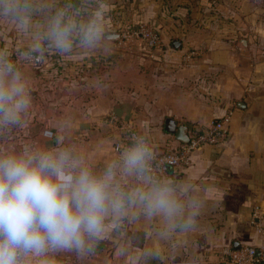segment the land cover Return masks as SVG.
I'll list each match as a JSON object with an SVG mask.
<instances>
[{
	"label": "crops",
	"instance_id": "crops-1",
	"mask_svg": "<svg viewBox=\"0 0 264 264\" xmlns=\"http://www.w3.org/2000/svg\"><path fill=\"white\" fill-rule=\"evenodd\" d=\"M34 3L30 31L0 18V50L13 60L57 9L81 23L99 16L115 34L148 23L162 48L120 51L113 40L108 53L77 48L40 68L17 65L29 81L32 108L21 126L0 129V150L70 143L100 169L127 141L129 126L161 148L180 143L165 130L168 117L189 133L228 117L231 132L226 143L204 146L191 166L167 175L191 183V195L202 199L195 231L161 236L158 221L125 220L118 231L109 229L95 255L57 253L60 264H230L221 258L227 248L264 250V0ZM64 120L71 122L68 131L60 127ZM118 244L128 248L126 257ZM253 264H264V257Z\"/></svg>",
	"mask_w": 264,
	"mask_h": 264
},
{
	"label": "clouds",
	"instance_id": "clouds-1",
	"mask_svg": "<svg viewBox=\"0 0 264 264\" xmlns=\"http://www.w3.org/2000/svg\"><path fill=\"white\" fill-rule=\"evenodd\" d=\"M35 11L34 0H0V18L22 32L31 30ZM114 39L99 16L81 23L57 9L18 55L41 62L47 51L68 57L77 48L108 53ZM31 108L26 75L0 50V129L21 126ZM60 127L68 131L71 122ZM158 156L148 134L139 131L100 169L70 143L0 150V264H60L57 253L93 256L109 229L118 231L125 220L158 221L161 236L195 231L203 201L191 195V183L158 173ZM116 250L121 257L129 254L125 245Z\"/></svg>",
	"mask_w": 264,
	"mask_h": 264
},
{
	"label": "built area",
	"instance_id": "built-area-1",
	"mask_svg": "<svg viewBox=\"0 0 264 264\" xmlns=\"http://www.w3.org/2000/svg\"><path fill=\"white\" fill-rule=\"evenodd\" d=\"M119 35L114 39L117 50L125 51L135 46H142L149 50H156L162 48V38L154 27L148 23H142L136 28L122 27L117 32ZM18 50L14 53V60L17 65L31 64L38 68L46 65L49 59L56 56L54 52H46L43 60L37 57V61L28 62L19 57ZM113 120L118 118L113 116ZM138 131L132 126H129L128 136ZM231 136L228 126V117L219 118L212 121L203 130H193L189 133V141L187 143L180 142L178 145L169 147H157L154 145L156 151L159 153L154 168L163 175H169L176 172L180 168L189 167L193 163V155L196 151L207 145H220L226 143ZM121 143L115 145L117 150ZM153 144V143H152ZM256 214V213H255ZM258 249H260V256H258ZM264 257L263 248H257L253 245H241L238 248H227L223 251L221 258L230 264H253Z\"/></svg>",
	"mask_w": 264,
	"mask_h": 264
},
{
	"label": "water",
	"instance_id": "water-1",
	"mask_svg": "<svg viewBox=\"0 0 264 264\" xmlns=\"http://www.w3.org/2000/svg\"><path fill=\"white\" fill-rule=\"evenodd\" d=\"M118 34H116V39L118 38ZM175 41V46L180 47V42L178 44ZM165 130L168 133H172L176 136V139L182 143H187L189 141V131L188 127L183 123H178L174 118L168 117L165 122ZM238 248V246H236ZM258 256L260 253L258 252Z\"/></svg>",
	"mask_w": 264,
	"mask_h": 264
}]
</instances>
